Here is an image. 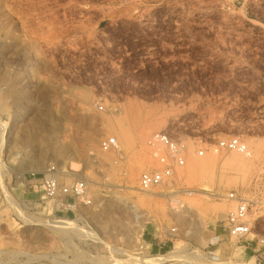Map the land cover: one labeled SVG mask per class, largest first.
Masks as SVG:
<instances>
[{
  "label": "rangeland",
  "instance_id": "1",
  "mask_svg": "<svg viewBox=\"0 0 264 264\" xmlns=\"http://www.w3.org/2000/svg\"><path fill=\"white\" fill-rule=\"evenodd\" d=\"M14 91L33 95L35 111L17 103ZM40 112L50 148L43 167L30 160L35 171L66 162L67 170L90 172V152L103 159L89 208L76 220L89 236L53 233L46 216L22 204L38 192L16 185L17 173L9 172L0 264H255L254 252L227 234L224 219L236 203L224 196L235 189L255 199L252 218L264 234V0H0V118L8 131L0 147L9 169L16 170L9 149L40 152L38 143L23 140ZM106 120L127 127L129 139ZM165 129L183 135L185 163L149 195L139 176L159 163L147 140ZM92 133L97 139L89 144ZM106 136L119 140L124 157L101 155ZM230 136L251 150L242 165L226 163L232 153L207 148ZM193 163L206 168L193 174ZM130 167L138 175L127 187ZM137 196L145 201L131 207Z\"/></svg>",
  "mask_w": 264,
  "mask_h": 264
},
{
  "label": "built area",
  "instance_id": "2",
  "mask_svg": "<svg viewBox=\"0 0 264 264\" xmlns=\"http://www.w3.org/2000/svg\"><path fill=\"white\" fill-rule=\"evenodd\" d=\"M100 108L102 109L101 105ZM147 143L152 148V156L159 165L141 172L139 189L144 192L165 184L168 185L173 181L172 177L175 175L176 169L185 163L187 152V144L183 135L170 129L153 132ZM100 148L104 151H118L119 142L115 136H107L100 141ZM207 148L215 154L231 151L250 153L247 144L238 136L220 138L215 142L208 143ZM197 153L203 155L204 149H199ZM25 178L26 186L34 192H38L39 197L23 201V206L36 214L46 216L48 221L61 220L60 218L69 213L77 219L80 214L78 201L85 204H90L92 201L89 196V186L84 181L86 178L84 176L77 177L66 168H59L58 165L52 164L41 171H28ZM3 194V191L0 190V210L1 202L4 199ZM224 197L228 201L236 203L224 219L228 236L234 239L236 244L245 246L254 252L255 264H262L264 257L261 251L264 248V234L257 229L252 218L254 204L257 201L242 195L235 189L228 191ZM213 237L215 238V236ZM227 262H232V260ZM240 262L243 263L245 260L240 259Z\"/></svg>",
  "mask_w": 264,
  "mask_h": 264
},
{
  "label": "bare ground",
  "instance_id": "3",
  "mask_svg": "<svg viewBox=\"0 0 264 264\" xmlns=\"http://www.w3.org/2000/svg\"><path fill=\"white\" fill-rule=\"evenodd\" d=\"M36 92L37 91H35V93ZM10 94H12V97H14V100L17 103H20L21 104L25 100V102H27L29 104V109L30 110H34L35 111V108L38 107L37 106V100L35 98H32V97H34L33 95H32V97H31V95H26L27 92H24V91H22V92H20V91H14L13 93H10ZM39 95H40V93H39ZM81 101L84 104H88L89 101H90L89 96L86 95V94L83 95L81 97ZM20 115L21 116L19 118H17V120H19V119L22 120L24 118L23 112L20 113ZM39 115H40V117L35 118L33 120V123L31 124V128L30 129H32V130H30L28 132H24V134H23V140L26 139L27 142H30V143L31 142L38 143L39 144L38 147H40L38 150L40 152L34 153V151H36L35 150L36 148H30L28 150H24V149H18V150H16L15 148H14L15 150L9 149V154H8V156H7L6 159H9L11 157V160L15 162L16 170L13 171V169L12 170L9 169L8 166L4 163V159H3V155H2V148L0 147V188L2 189V191L4 193H6V190L9 188L8 182L6 181V178H5V176H6L5 174H8L9 172H12L13 174L17 173L16 175H14L15 184L16 185L25 184L27 182L26 181V178H25V172L27 170H34L35 171V170L40 169V168H35V166H33V164H30L29 163L30 160L32 158H34L35 159V163L42 166V163H44V161H46V159L48 158V154L49 153L47 154L46 153V150H48L50 147L47 146L46 140L43 137V133H42L43 130H44V121L46 119H48V118L42 112H40ZM56 115H57V113H56ZM54 117L56 118V120H60L61 119V117L59 115L58 116H54ZM114 121L116 122L115 124H117L118 129H119L118 130V134L120 136L119 138H121V140L124 141V142L127 141L129 139V132L130 131L128 130L127 127L120 126L118 124V121H116V120H114ZM105 123H106L107 127H109L110 129H113L114 130L115 127H116L113 121L106 120ZM23 125L24 124H19L18 126L20 128ZM100 130L101 129H98V131H96V132H98V133L101 134L102 132H100ZM139 131H140V134L141 135H145L147 133V128L143 127ZM5 132H6V134L8 132L7 131L6 122L3 121L0 118V145L1 146L4 143ZM97 134L96 133H92V134L88 135V137H87V143L93 144L96 141V139H97ZM151 135H150V137H151ZM150 137L148 138V140L150 139ZM103 138H105V137H103ZM148 140H147V142H148ZM100 141H99V152L101 153V155L102 154L103 155L116 154L120 158L124 157V154L125 153H124V151H123V149H122V147L120 145L119 140H118V142H119V150L118 151H116V150H111V151H104V150H102L100 148ZM44 145H46L45 146L46 149L43 148ZM186 149H187V147H186ZM248 150L250 151V153H248V154L247 153H241V152H238V151L225 152V153H232L231 156H229L228 158H226V163H228L230 165H235V166L236 165H242V164H244V162H245L244 161V157H251V150L249 148H248ZM108 153H110V154H108ZM90 155H91L90 157H87L86 163H85L86 168L87 167L90 168V172H88V171H81V170L80 171L77 170L79 172L70 171V169L71 170H74V168H72V167L68 169L70 173L75 174L77 177L84 176L86 178V179H84V181L89 186V189H90V187L92 185H94L96 187V183L97 182L95 180V175H96V172L97 171L95 172V168L99 167L100 160L101 161L103 160V159H101L102 157L100 159H98L100 157V155L98 156V154H95L93 152H90ZM50 156H51V154H50ZM64 165H66V162H64L63 165H61V166L58 165V166L61 169L62 168H67V167H64ZM48 166H50V164H48L46 168H48ZM151 168H153V167H150L148 169H151ZM205 168H206V164H202L201 165V164H198V163H193L191 165L190 172H192L193 174H196L199 171H203ZM137 175H138V171H137V168L136 167H130L128 170L125 171L124 180L126 182L127 187H132L136 183ZM59 177H61V176H59ZM156 192H157V189L156 190H153L152 189L151 191H148L147 193L149 195H151V193H156ZM197 192H198V194L203 195V196L218 195L217 193H210V192L202 191V190H197ZM89 196L91 197L90 192H89ZM91 200H92V198H91ZM17 201H15V200L12 201V199H11V200H9V204L10 205L11 204L12 205H16L17 204L16 203ZM144 201H145L144 198H142L141 196H137L136 197V200L133 201V204H132L131 207H135L136 206V202H144ZM78 204H79V208L80 209H88L89 208V206H88L89 204H85L82 201H78ZM135 211H136V216L139 217L140 216V213L138 212V209H136ZM20 214L29 223L30 222H33V220H35V219L32 220V218L30 216H28L27 214H25L23 212H20ZM60 219L61 220H57V221L52 220V222L51 221L48 222V225L52 229V232L53 233H56L58 235H63V234H67V233L74 232V233H77V234H82V235H88L89 236V232L87 230H85L82 226H79L76 223V220H77L76 218H71V219L70 218H66L65 219V218L62 217ZM43 223L46 224V222H43ZM240 255H241V253H240ZM47 257H49V256H47ZM140 260H141V262L143 264H150V261H148V260H145V259H140ZM65 264H67V263H65ZM239 264H248V263L247 262H243V263L240 262Z\"/></svg>",
  "mask_w": 264,
  "mask_h": 264
},
{
  "label": "crops",
  "instance_id": "4",
  "mask_svg": "<svg viewBox=\"0 0 264 264\" xmlns=\"http://www.w3.org/2000/svg\"><path fill=\"white\" fill-rule=\"evenodd\" d=\"M213 234H216V235H217V231L213 230L211 235H213ZM211 235H210V236H211ZM216 235H213V236L216 237ZM219 238H222V237H219ZM221 240H222V239H221ZM210 243H211V241H210ZM213 245H214V248L216 249V247H217V243H215V244H213ZM220 246H221L220 248H222V245H221V244H220Z\"/></svg>",
  "mask_w": 264,
  "mask_h": 264
}]
</instances>
